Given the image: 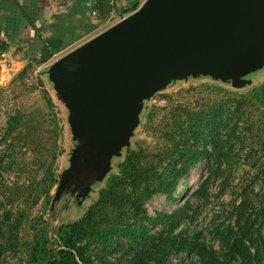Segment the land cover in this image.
<instances>
[{"label":"rangeland","instance_id":"1","mask_svg":"<svg viewBox=\"0 0 264 264\" xmlns=\"http://www.w3.org/2000/svg\"><path fill=\"white\" fill-rule=\"evenodd\" d=\"M3 62H0V264H47L49 255L61 247L64 229L82 219L98 202L109 178L118 174V165L128 150L141 149L150 161L166 169L165 160L186 139L189 140L186 148L196 149L205 157L208 153L210 160L190 170L172 198L153 196L144 207L145 217L135 222L141 221L139 225L151 235L166 230L197 239L207 249L220 252L215 230L229 223L231 205L241 187L250 177L264 171V152L257 153L261 131L257 134L255 128L260 124V111L252 105L242 108L244 115L240 121H237L240 113H230L227 129L221 127L213 136L198 139L188 131L191 128L183 123L186 120L175 123L174 116L184 114L203 123L199 114H210L208 107L218 106L228 97L224 92L244 95L264 83V66L257 68L254 62L249 65L242 80L250 84L239 88L230 80L210 75H184L160 86L140 103L136 124L126 144L111 159L103 179L94 183L81 199L76 197L79 183L62 194L58 190L78 144L76 116L49 81L48 69L26 63L13 68L6 63L2 65ZM13 119L18 122L13 123ZM253 161H257L255 168L251 166ZM48 170L56 179L52 187H48ZM224 177L231 184L226 191H223ZM258 188L264 187L259 184ZM112 210L109 205L107 211ZM108 214V218L113 216ZM129 223L126 228L132 229L135 239L139 238L138 226L133 221ZM112 224L111 220L107 229ZM114 240L118 241L110 250L99 239L88 244L89 264H136L141 260L134 259L136 253L147 254L142 258L145 264H157L147 246L118 237ZM195 261V257L170 258L168 264Z\"/></svg>","mask_w":264,"mask_h":264},{"label":"water","instance_id":"2","mask_svg":"<svg viewBox=\"0 0 264 264\" xmlns=\"http://www.w3.org/2000/svg\"><path fill=\"white\" fill-rule=\"evenodd\" d=\"M263 58V59H261ZM264 66V0H146L47 73L76 116L77 145L59 194L84 199L137 121L140 103L172 79L210 75L234 87Z\"/></svg>","mask_w":264,"mask_h":264},{"label":"trees","instance_id":"3","mask_svg":"<svg viewBox=\"0 0 264 264\" xmlns=\"http://www.w3.org/2000/svg\"><path fill=\"white\" fill-rule=\"evenodd\" d=\"M104 3L107 6L104 7L106 10L102 11L101 17L107 20L109 1L104 0ZM6 51L7 46L0 40V53ZM224 93L228 97L223 102H219L218 106L213 105V108H207L210 114H199L203 123H200V120L189 119L188 115L184 114L174 116V122L186 120L183 123L187 124L186 127L190 124L191 129L188 131L196 134L197 139L200 136H213V132H218L221 127L228 128L230 113H240L237 116L239 117L237 121H240L244 115L240 110L252 105L259 109L261 115L260 124L255 127L257 134L261 131L259 137L262 139L257 153L264 152V83L244 95ZM17 122L13 119V123ZM13 123L10 124V128H13ZM188 143L189 140L186 139L185 144ZM185 144L175 146L173 156L165 160L166 169H163L162 164L150 161L143 150H128L123 162L118 165V174L109 178L107 188L100 192L98 202L82 219L64 229L61 247L49 255L47 264H89L88 244L99 239L104 243V248L110 250L118 241L114 240L117 237L128 239L130 243L147 246L152 250L150 251L152 258L157 264H168L170 258L178 260L182 257H195L194 264H264V188L256 189V185L259 187V184L264 187V171L260 172V175L250 177L249 182L241 187L237 199L231 205L229 223L215 230L220 245L219 253L207 249L206 245L197 239L168 233L166 230L151 235L147 229L139 225L141 221L135 222L145 217L144 207L153 196L166 195L172 198L176 194L179 182L186 178L190 170L199 163L210 160L208 153L205 157L196 149L186 148ZM256 162L251 163L253 168L256 167ZM216 163L219 167L220 163L217 160ZM48 182V187L56 183L52 174L48 177ZM230 185L229 178L224 177L223 191L228 190ZM186 203L188 205V202ZM109 205L113 207L112 211H107ZM109 212L113 215L111 218H108ZM110 219L113 226L107 229ZM130 221L138 226L140 237L137 239L132 229L126 228ZM134 256V259L141 258L136 264L146 263L142 258L147 257V254L136 253Z\"/></svg>","mask_w":264,"mask_h":264},{"label":"crops","instance_id":"4","mask_svg":"<svg viewBox=\"0 0 264 264\" xmlns=\"http://www.w3.org/2000/svg\"><path fill=\"white\" fill-rule=\"evenodd\" d=\"M0 0V40L8 66L49 69L56 61L135 13L146 0ZM115 2L117 6H115Z\"/></svg>","mask_w":264,"mask_h":264},{"label":"built area","instance_id":"5","mask_svg":"<svg viewBox=\"0 0 264 264\" xmlns=\"http://www.w3.org/2000/svg\"><path fill=\"white\" fill-rule=\"evenodd\" d=\"M110 1H113V0H110ZM4 57H5L4 54H1V55H0V58H1V59H4Z\"/></svg>","mask_w":264,"mask_h":264}]
</instances>
